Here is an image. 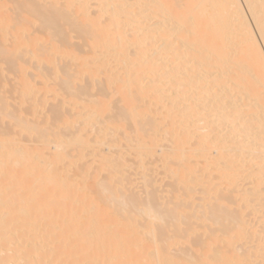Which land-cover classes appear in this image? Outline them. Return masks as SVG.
I'll return each instance as SVG.
<instances>
[{"label":"bare ground","instance_id":"obj_1","mask_svg":"<svg viewBox=\"0 0 264 264\" xmlns=\"http://www.w3.org/2000/svg\"><path fill=\"white\" fill-rule=\"evenodd\" d=\"M244 1L249 13L243 0H0V176L8 180L0 178V231L25 244L21 227L43 235L39 228L57 225L66 264L77 256L92 264H253L248 239L259 252L254 264H264V0ZM42 57L67 104L83 102L79 117L89 114L71 133L82 142L69 166L89 130L99 140L122 137L135 144L146 197L123 190L125 164L113 153L100 156L109 177L80 171L83 185L68 177L71 108H51L43 127L44 103L25 76ZM6 72L20 80L16 97L32 120L10 102L16 87L1 88ZM23 132L25 142L33 133L47 147L54 142L41 153L22 144ZM158 156L175 183L161 201L149 191ZM196 193L203 197L194 205ZM4 249L0 264L15 258ZM37 250L30 245L21 258Z\"/></svg>","mask_w":264,"mask_h":264},{"label":"rangeland","instance_id":"obj_2","mask_svg":"<svg viewBox=\"0 0 264 264\" xmlns=\"http://www.w3.org/2000/svg\"><path fill=\"white\" fill-rule=\"evenodd\" d=\"M243 5L244 8L247 9L246 11L249 13L248 8H246V3L243 0ZM250 20L252 22V24H254L253 19L250 15ZM254 26V25H253ZM256 27H254V30L256 31L257 29H255ZM34 29H28L27 31L24 32L25 36L28 37L30 35H32L34 32ZM257 32V31H256ZM257 36L259 39L260 35L259 32H257ZM13 38L12 37H7L6 41L3 42L2 44H4L5 46H10L13 43ZM76 41V40H74ZM263 46V43H262ZM264 47V46H263ZM23 45L21 47L22 52L24 53L25 57L27 60L32 59V61H34V57L32 55H30L29 51L33 50V48H27ZM30 49V50H29ZM45 57V56H44ZM44 57H42V60L40 62V65H37L40 69H35L34 67H28L27 69V74L25 76H27L28 80L30 78L31 81V86L33 87V95L36 99H38L39 101H42L44 103V106L42 107L43 109L40 111V115L38 116V123L39 124H43L41 123V121L44 122V120H48V117H50L48 115V112L51 108L53 107H62V108H71L69 106V104H67L64 95L61 94V92L58 90V87H56L55 85H53V82L50 83L52 80L49 79V76L47 74H45V71H47V69L49 68L47 65H45V60ZM29 66H31L30 63H28ZM74 66V65H72ZM96 71V70H95ZM101 71V69L99 71H96V74H98ZM95 73V72H94ZM87 72L84 73V80H86L85 78L90 77V75ZM16 75H12L9 74L8 72H6V78L3 82H2V87L1 88H14L15 89H11L12 93H14V95H12V99H10V102L13 103L14 105L18 104L20 107V112L21 115L24 117V115L28 120H32V116L29 114L30 113V107L29 103H24V104H19L20 100L17 98L18 97V89L19 86L17 85L20 80H17L15 78ZM32 78V79H31ZM49 83H48V82ZM43 83V84H42ZM30 84V83H29ZM84 84V83H83ZM45 86V87H44ZM5 90V89H3ZM93 93H97V91L94 89L92 91ZM108 92H111L110 90ZM11 96V95H10ZM17 96V97H16ZM119 97V96H118ZM115 99H117V97H115ZM19 102V103H18ZM83 105H85V103H79L76 106H74V108L70 109V114L75 118L76 122L75 124H73L74 128L67 131L66 134L69 138H71L73 135L71 133H73V131H75V128L78 127V125L80 126L81 123L86 122L89 118V114L88 116L85 115L83 117H79L80 112H83L82 107ZM86 106V105H85ZM88 111V110H87ZM86 110L84 111L85 114L87 112ZM93 112V111H92ZM69 114L63 112L62 116H68ZM37 117V115L35 116V118ZM88 118V119H87ZM37 119V118H36ZM44 119V120H43ZM53 122H55L54 120H52ZM49 122V120H48ZM51 123V122H50ZM43 127H45V124H43ZM59 128V127H58ZM56 128V130L58 129ZM62 127H60L59 129H61ZM12 130V129H11ZM16 129H13L14 132H18L20 131ZM90 131V130H89ZM88 131V132H89ZM87 132L86 134V141H87V146L85 148H83L82 152V157L81 159H79V161H77V163H74L75 165H70V162H72L73 160H76V149L78 146H80L82 139L81 137H77V138H71L73 139V143L71 146H68L66 148V153H67V158L65 161V163L68 164L70 168L68 171V177L69 178H76V175L80 174V171H84V176L87 177H95V181H100L103 180L105 178H107V176L109 177V172H108V168L107 166H105V162H103L101 160V155H105V154H109V153H113L114 155H118V156H122V161L124 162L125 166L122 169V175H120L119 177V181L120 178L123 180V190H126V192L131 191L132 193H134L135 195H140L141 197L145 196V186H144V170L139 166V161L140 158H138L139 156H137V154L134 152V146L135 144H131L129 142H125L122 140V137H112V139L110 138H105L103 140H99L96 137V132L95 131H90L89 133ZM27 133L23 132V134H21V138L23 137V135H25ZM38 134L33 133L25 142H22V144H26L29 146L34 147L35 149H39L40 148H44L42 149L41 153H47V150L49 149L50 146H52L53 144V138L50 137V141H51V145L50 146H45L42 144V142L38 143V138L37 137ZM17 137V136H16ZM19 137H20V133H19ZM17 137L16 139L18 140ZM25 137H28L27 135H25ZM19 138L18 141L23 140ZM53 141V142H52ZM101 141V142H100ZM116 141V142H114ZM25 142V143H24ZM161 141H159L160 143ZM29 143V144H28ZM41 143V147H38ZM116 143V145H114ZM165 144V142H162L161 146H163L162 144ZM167 144V143H166ZM165 144V145H166ZM36 146V147H35ZM161 146L159 147V153L162 152L161 151ZM134 148V149H133ZM37 149V150H38ZM163 150V149H162ZM49 152V151H48ZM35 156H38V152L35 153ZM160 159V160H159ZM70 161V162H68ZM63 162V163H64ZM62 163V165H64ZM61 166V163L59 164ZM203 165L200 163V167H202ZM59 167V166H58ZM65 167V166H64ZM62 169V167H61ZM152 170H154V175L155 177H153L154 179V186L153 189L149 188V191L153 192L154 194L156 193V196L158 198L159 201H161L162 197L166 195V193L170 190L173 189L172 187L175 185L174 183V178L171 176V172H169L163 165V161H161V158L158 156V160L155 162L154 161V165L151 168ZM108 172V173H107ZM122 176V177H121ZM213 176V175H212ZM75 177V178H74ZM3 182H7L8 180L5 179V177H1ZM78 179V182H80L81 185H83L82 181L80 178H76ZM93 181V180H92ZM116 181H118V179H116ZM179 189L182 187V184H178ZM181 192V191H180ZM143 195V196H142ZM146 197V196H145ZM202 197L203 195L200 193H196L194 194L193 198L191 199V203L198 204L200 202H202ZM186 215H194V211H185ZM259 215H251L250 219L254 220V225H255V229L256 230H261V225L259 222H257V218ZM104 219V218H103ZM16 226H22L24 225V223L22 222H18L15 224ZM40 230L43 229L46 233H43V235L40 233L35 232V229H32L31 227H21L18 230L19 234H24L27 233V236L20 238L22 241H26L25 244H20V243H15V237L12 236V234L9 232V228H7L4 231H0V245H5L6 247H10V249H4L5 254L10 255V256H14L15 258H13V261L10 262H6L4 264H22V263H35L37 260H40L41 262L39 264H66L67 260H65V255H64V249L63 247L60 245L59 243V238H60V232L57 231V225H49L47 224V226L45 225V227L43 228H39ZM200 232V230L198 231ZM195 233L192 234L190 237H194ZM31 240V242H30ZM247 240V239H246ZM245 240V241H246ZM243 241V242H245ZM242 241L237 242L238 244H241ZM244 248H249L251 251L252 256V261L254 264V261L258 260V255L259 252H255L253 250V246L256 245V241H246ZM30 245H34L38 246V250L36 252L35 255L29 256V257H24L21 258V256L23 255L24 251L28 248V246ZM195 251L192 250V253H194ZM173 253V252H172ZM79 257V261L76 263L78 264L80 262V264H92L90 262V260H88L87 258H83V256H77ZM18 259V260H17ZM252 264V263H251Z\"/></svg>","mask_w":264,"mask_h":264}]
</instances>
